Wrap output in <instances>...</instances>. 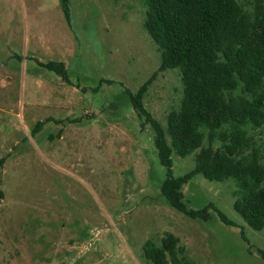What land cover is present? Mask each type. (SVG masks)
Masks as SVG:
<instances>
[{
	"label": "rangeland",
	"instance_id": "374dc122",
	"mask_svg": "<svg viewBox=\"0 0 264 264\" xmlns=\"http://www.w3.org/2000/svg\"><path fill=\"white\" fill-rule=\"evenodd\" d=\"M140 1L70 0L68 19L60 0H0V264H154L144 246L168 233L193 264H264V229L235 211L234 179L197 174L183 193L235 225L214 209L187 217L161 193L154 130L126 90L152 79L144 105L166 127L183 85L159 72ZM172 159L175 177L195 166V154Z\"/></svg>",
	"mask_w": 264,
	"mask_h": 264
},
{
	"label": "trees",
	"instance_id": "16d2710c",
	"mask_svg": "<svg viewBox=\"0 0 264 264\" xmlns=\"http://www.w3.org/2000/svg\"><path fill=\"white\" fill-rule=\"evenodd\" d=\"M70 17V0H60ZM144 28L160 54L159 72H180L183 92L164 127L145 107L152 79L126 90L138 115L154 130L160 163L167 170L161 193L192 219L208 220L212 203L190 209L183 187L197 174L210 181L234 179V209L254 230L264 229V0H142ZM47 68L69 81L63 62ZM112 84V80H101ZM43 122L36 125L38 129ZM195 154V166L175 177L172 155ZM241 234L245 238L244 230ZM145 256L154 264H193L179 238L149 240ZM264 258V251H259Z\"/></svg>",
	"mask_w": 264,
	"mask_h": 264
}]
</instances>
